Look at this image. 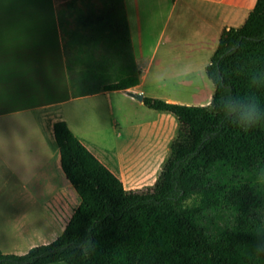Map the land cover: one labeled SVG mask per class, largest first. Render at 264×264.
I'll use <instances>...</instances> for the list:
<instances>
[{"label":"trees","instance_id":"obj_1","mask_svg":"<svg viewBox=\"0 0 264 264\" xmlns=\"http://www.w3.org/2000/svg\"><path fill=\"white\" fill-rule=\"evenodd\" d=\"M109 1L101 15L80 23L97 31L77 50L76 97L140 83L124 0ZM99 43L104 61L84 49ZM68 44L78 46V19ZM115 65L120 77L107 82L103 74ZM206 74L215 88L209 106L144 97L148 109L180 125L146 192L127 191L66 122L56 123L62 169L81 204L56 241L25 255L0 252V264H264V0L240 28L222 33ZM250 101L260 112L245 130Z\"/></svg>","mask_w":264,"mask_h":264},{"label":"crops","instance_id":"obj_2","mask_svg":"<svg viewBox=\"0 0 264 264\" xmlns=\"http://www.w3.org/2000/svg\"><path fill=\"white\" fill-rule=\"evenodd\" d=\"M147 2L152 3L150 0ZM164 4V8L155 9L146 20L152 23L161 21L162 24L158 29L155 55L165 45L167 48L169 46V50H165L166 53L175 49V38H169L165 45L164 41L172 21L177 19L183 29V46L180 48L190 62L196 51L206 53L204 65L211 62L222 33L234 27L240 28L252 11L242 9L228 0H167ZM132 5L124 0L135 63L140 71V83L128 92L139 94L143 93L142 81L149 73V66L145 68L147 62H140L138 58L140 52L137 42L139 40L142 43L143 40L139 36L141 29L132 22ZM59 6L56 1L46 4L30 3L28 7L38 8L40 11L34 16L12 18L10 40L3 39V21L0 17V215L3 203L10 209L12 203L18 200L22 189L29 209L39 213L38 225L65 231L81 202L63 172L60 151L54 136V125L66 122L80 140L74 129L77 124L75 113L78 102L120 92H100L84 97L74 95L78 94L77 50L82 48L83 36H90L97 31L91 25L83 28L80 23L85 18L95 19L106 7L99 11L93 2L78 1V46H70V34L76 27L71 33L66 32V23L60 14ZM107 33L104 31L98 39L105 41ZM104 48V45L99 43L84 49L98 56ZM153 59L154 56L151 60ZM123 94L133 101L136 100L127 95V92ZM212 99L213 96L211 103ZM167 102L179 103L172 99H167ZM140 104L145 106L143 102ZM164 113L167 112L158 115L159 125L154 122L135 128L134 138L128 142L120 141L113 154L99 152L80 141L123 182L127 191L141 192L146 188H153L158 180L157 175L151 176L140 169L145 166V162L141 161L146 156L145 148L141 150L142 147L147 145V142H150L149 145L154 142L156 146L162 145L163 141L168 144L172 141L173 144L177 138V121ZM162 122L168 124V127H162ZM66 192L74 198L75 205L68 202ZM41 219H44L45 224L40 223ZM10 230L14 231L12 227ZM27 233L28 230L9 238L23 239ZM53 242L43 240L40 246ZM35 247L38 246H30V250Z\"/></svg>","mask_w":264,"mask_h":264},{"label":"rangeland","instance_id":"obj_3","mask_svg":"<svg viewBox=\"0 0 264 264\" xmlns=\"http://www.w3.org/2000/svg\"><path fill=\"white\" fill-rule=\"evenodd\" d=\"M53 1L60 4L58 9L64 18L68 34L77 27L78 1L93 2L99 11L110 3L109 0H0L3 39L10 40L13 26L11 24L12 18L34 16L40 11L38 8L28 7L30 3L46 4ZM127 1L129 4H133V25H137L141 29L139 30V36L143 42L141 43L139 40L137 42V49L140 52L138 58L140 62L142 60L147 62L145 68L149 66V73L146 75V79L142 81L141 91L143 93L139 94L147 98L164 101L172 99L179 102L176 104L184 106H209L215 88L206 74V69L210 64L204 65L207 54L196 51L193 60L191 62L188 60L189 58L180 48L183 46V43H181L183 42V29H181V24H179L177 19L172 21L164 41L165 45L169 38H175V49L166 53L165 50L169 46L167 48L165 45L155 55L154 49L159 33L158 29L162 24L160 23L161 21L152 23L146 20L148 19L147 17H151L152 11L164 8V3L167 0H150L152 1L151 4H148L147 0ZM228 2L236 4V6L245 10H253L257 0H228ZM43 10L47 11L50 9ZM152 56H154L153 60H151ZM106 58L105 50L96 56L97 61H104ZM81 70L78 66V76ZM118 71L119 69L116 65L111 66L109 72L103 74L105 79L107 78V82L117 81L120 77ZM134 101L125 96L123 92H120L110 94V96H101L78 102L77 113H75L77 123L75 125L78 129L75 125L74 129L80 140L99 152L113 154L118 148L120 141L128 142L134 138L135 128L139 125L154 122L157 125L160 124L158 115L162 112L147 109L137 99ZM164 114L175 119L178 127L180 126L175 116L169 113ZM162 127H168V124L162 122ZM177 134L178 130L175 136ZM171 142L168 144L163 141L162 145L158 144L157 146L154 142L151 145H149L150 142H147V145L141 149L145 148L144 152H146L145 158L141 161L145 162V166L140 169L151 176L157 175V178H159L170 158ZM150 189L152 188H146L141 192H146ZM22 192V189H20L19 198L12 203L10 209L3 203L4 207L2 215H0V251L4 254L16 253L25 255L30 250V246H40V242H43V240L48 242L56 241L64 233V229L58 230L52 229L51 226L38 225L39 213H36L37 210L29 209ZM66 194L68 202L75 205V200L70 193L66 192ZM75 195L78 201L81 202L79 196L76 193ZM40 223L45 224L44 219H41ZM30 225H33V227L28 228ZM11 227L14 231L10 230ZM26 230H28V233L23 239L9 238L11 235H20Z\"/></svg>","mask_w":264,"mask_h":264},{"label":"clouds","instance_id":"obj_4","mask_svg":"<svg viewBox=\"0 0 264 264\" xmlns=\"http://www.w3.org/2000/svg\"><path fill=\"white\" fill-rule=\"evenodd\" d=\"M259 106L255 102H249V114L246 118V127L245 130H247L248 127H251L258 119L259 116Z\"/></svg>","mask_w":264,"mask_h":264},{"label":"water","instance_id":"obj_5","mask_svg":"<svg viewBox=\"0 0 264 264\" xmlns=\"http://www.w3.org/2000/svg\"><path fill=\"white\" fill-rule=\"evenodd\" d=\"M127 95L139 100L140 102H143V100H144V95L135 94V93H132V92H127Z\"/></svg>","mask_w":264,"mask_h":264}]
</instances>
